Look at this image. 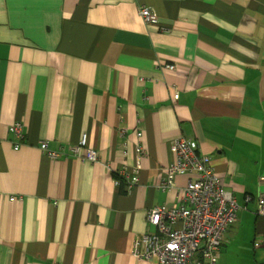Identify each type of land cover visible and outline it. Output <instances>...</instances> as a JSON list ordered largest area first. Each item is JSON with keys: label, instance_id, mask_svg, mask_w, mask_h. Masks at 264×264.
Returning <instances> with one entry per match:
<instances>
[{"label": "crops", "instance_id": "crops-1", "mask_svg": "<svg viewBox=\"0 0 264 264\" xmlns=\"http://www.w3.org/2000/svg\"><path fill=\"white\" fill-rule=\"evenodd\" d=\"M179 137L239 203L214 264H264V0H0V264H159L133 246L193 176L160 187Z\"/></svg>", "mask_w": 264, "mask_h": 264}, {"label": "built area", "instance_id": "built-area-1", "mask_svg": "<svg viewBox=\"0 0 264 264\" xmlns=\"http://www.w3.org/2000/svg\"><path fill=\"white\" fill-rule=\"evenodd\" d=\"M147 23H156L157 17L148 7L141 9ZM173 68V67H170ZM11 131L22 136L23 124L16 122ZM124 133V131H123ZM137 135L141 137L142 131ZM19 144L15 145V149ZM42 151L51 158L64 154L63 148L55 150L47 140L40 143ZM175 155L173 163L168 166V176L161 182L164 190L174 186L177 174L193 175L187 186L181 191L182 202L177 206L158 205L148 212V223L157 227L158 231L146 232L134 242L135 254L144 260L159 264H204L197 258L202 255L215 262V253L230 226L238 219L239 203L234 193L227 188L223 178L216 172L212 158L206 153H199L194 147L193 139L179 137L172 142ZM71 157H81L90 162L98 160L97 151L89 145L87 133L83 134L79 143L70 148ZM134 165L124 164L114 171L116 182L123 179L127 191L131 192L140 180L139 159ZM16 198H12L14 200ZM258 215L264 217V193L257 199ZM180 223L181 226L176 225ZM258 246L264 248V236L258 240Z\"/></svg>", "mask_w": 264, "mask_h": 264}, {"label": "trees", "instance_id": "trees-1", "mask_svg": "<svg viewBox=\"0 0 264 264\" xmlns=\"http://www.w3.org/2000/svg\"><path fill=\"white\" fill-rule=\"evenodd\" d=\"M120 180H121V183H124V184H126V183H125V181H124L123 179H120Z\"/></svg>", "mask_w": 264, "mask_h": 264}]
</instances>
